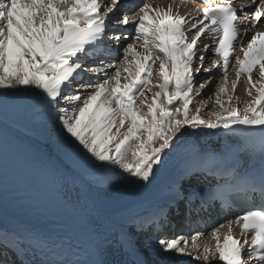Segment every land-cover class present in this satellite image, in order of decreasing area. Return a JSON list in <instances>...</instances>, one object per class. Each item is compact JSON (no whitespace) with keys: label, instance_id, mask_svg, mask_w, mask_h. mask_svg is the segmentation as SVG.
I'll list each match as a JSON object with an SVG mask.
<instances>
[{"label":"snow or ice","instance_id":"1","mask_svg":"<svg viewBox=\"0 0 264 264\" xmlns=\"http://www.w3.org/2000/svg\"><path fill=\"white\" fill-rule=\"evenodd\" d=\"M203 2L202 8L196 6L183 15V0L180 4L172 0L167 7L141 0L131 13L124 0L0 2V89L39 90V107L59 123L68 134L66 139L100 162L98 182L111 183L106 173L115 166L139 182L151 183L164 166L163 157L188 130L234 132L239 129L233 126H243L248 135L257 134L258 129L260 137L258 182L242 166L239 147L203 144L173 181L165 203L150 213L127 214L95 203L81 204L87 197L73 191L72 177L57 173L58 195L80 207L99 240L90 260L61 259L47 264H183L187 257L199 264H264V204L219 224L207 237L200 231L173 237L166 233L173 220L191 221L194 215L208 212L217 199L229 210L235 208L234 193L259 191L264 199V29L257 28L264 17V0ZM252 5H256L255 11L248 19L245 9ZM249 32L251 38L245 46L243 37ZM205 35L214 43L216 57L207 67L203 53L210 46L203 44ZM237 42L242 56L236 54ZM121 47L122 55L117 51ZM100 55L112 57V62L85 67L86 61ZM197 59L200 63L194 66ZM157 63L158 69L154 68ZM229 67L235 73L231 82ZM215 69L222 70L223 80L209 113L214 119H206L201 114L206 103L194 109L190 105L211 81L197 88L195 77ZM154 71L161 78L155 85ZM87 73L96 78L85 80ZM241 77L248 100L234 96ZM153 88L158 90L153 92ZM146 92H152L151 102ZM145 103L147 110L140 107ZM212 178H217L215 186ZM117 212L122 222L114 234L117 247L113 248L111 234L102 233L104 223ZM141 235L148 240L144 247L157 259L143 258ZM27 239H36L42 251L58 246L27 232L13 236L18 254H27L23 246ZM117 254L133 259L108 258ZM0 264L17 261L4 251Z\"/></svg>","mask_w":264,"mask_h":264},{"label":"bare ground","instance_id":"2","mask_svg":"<svg viewBox=\"0 0 264 264\" xmlns=\"http://www.w3.org/2000/svg\"><path fill=\"white\" fill-rule=\"evenodd\" d=\"M128 1L131 2L132 0H128ZM0 2H4V0H0ZM149 2L152 3L153 6L160 5L161 7H167L170 3H172V0H149ZM180 3H181V0H176V4H180ZM183 4L186 5V7H180V13L182 15L185 13H188V12H192L196 6L200 7V5L194 4V3L190 2L189 0H183ZM243 27H244V25L241 26L242 29H243ZM263 27H264V23H261L259 26H257L258 29H263ZM193 34H194V32H193ZM251 34H252V32H249L247 36L243 37V43L245 46H246L247 40L251 38ZM237 46L240 49V43L239 42H237ZM209 49H210L212 57L216 58L213 55L212 46L209 47ZM239 53H240V51H239ZM242 55L243 54L241 53V56ZM232 60L234 62V57L232 58ZM154 68L158 69V63L156 65H154ZM153 76H155V81L157 83H159L161 81V78L159 77L157 72H155V74ZM233 79H235V73H234V70L232 69V71L229 72V82H231V80H233ZM253 79H256L255 74L253 76ZM229 87H230V83H229ZM238 87H239L238 88L239 91H237L238 94L242 97V99L244 98L245 100H248L249 97L245 93L244 77H241L240 81L238 82ZM157 90H158L157 88H153V92L157 91ZM5 91H7V90L0 89V103L4 102V101H2L3 100L2 98L6 97V96L8 97V98L6 97L7 102L9 101V99L13 100V101H15V100L18 101V98H15L16 95L13 92L12 93L15 96H12L11 93H9V92H8L9 94L6 95ZM148 93L150 94V96L147 97V101L151 102L152 92L151 93L148 92ZM31 98L27 102H21V103L17 102L18 103L17 108L21 112L20 115L24 114V112L27 109H29L33 104H35L38 101L37 98H34V99L33 98L31 99ZM140 107L143 110H147V103L140 105ZM192 109H194V107ZM233 128H236L239 130L234 131V132L233 131H227L224 129L212 130V129H206V128H200L197 130H188V133H186L180 140L175 142L174 146L169 151L168 155L163 157L164 166L163 167L157 166V167H159L158 174L156 175L155 179L152 180L151 183L139 182L136 178H134V180L132 182L128 183L127 185L124 184L125 186L120 188L121 189L120 191H118L119 190L118 189L117 190L118 192H116L113 195V197L111 196L110 201L107 199L108 202H105L103 204H102L103 199H102V201H99V199H100L99 195H98L99 182L91 181L90 183L92 184V186L90 187L86 183H82L85 181L80 179L84 176V174L87 173V172L84 173L85 172L84 169H86L85 167H87V166L88 167H96V166L100 167V162H96L92 158H88L87 160H85V163H84L85 166L80 167L81 166L80 161L83 159V157H85L87 155V153L81 152V151L78 152L77 149L74 148V147H77L76 144L70 146V144L68 142L69 139H66V137L68 136V134L66 132H65V138H62L61 135L58 134L60 132V129H59V132H57L53 137H51V139L53 140L54 144L56 145L54 148L57 149V153H59L60 158H62L58 162L63 163V164H64V162L69 163L70 164L69 166H71V164H73V163L76 164V165H74V167L78 169L77 171L79 172V175L82 177H77L75 175H74V177L72 176V179L75 181V184H72V185L77 189V191L79 193H82L84 196L87 197L88 202L89 201L91 203L96 202L95 204H97V205H101V206H104V207L110 208V209L115 208V209H118L120 212H124V213L128 212V214H131V212H130L131 208H136V207L141 208L140 210L142 213H150V212L154 211L155 209H157L158 206L161 204V202H164L165 195L168 194L169 188L172 185L173 181L177 178V175L180 173L181 169L185 166V164L189 160L190 156L198 149V146L195 145V142H197L198 145L207 144L209 147H212V146L214 147L217 145H229V144H231L233 146H237L236 143H232L234 136H238V137L243 138V139H258V140H260V137L258 135V129L256 130L257 134L248 135V134H246L247 130H245L243 128V126H233ZM44 129H45V127H44ZM0 132L4 133L5 135L11 136L12 138H15L21 144H24L27 146L29 144V143L26 144L22 140H19V138L14 136V134L11 135L9 132H7V130L0 128ZM46 133L47 132H45V133L42 132L41 134H39L37 136V139L41 138V139H38V143L40 141H41V143H43L42 140H43V137H46ZM30 145H33V146L32 147L28 146V147L31 150L35 151L36 153H39L40 155H44V152L46 153V151H42L43 146L41 148L40 146L36 145V143L35 144L30 143ZM39 145H40V143H39ZM79 150H82V149L79 148ZM46 157L49 158L48 155H46ZM47 160H45V161L47 162ZM49 165L53 169L58 171L59 173L64 174L66 177L68 176L65 174L64 169H60V168L53 166L51 164H49ZM66 168H68V167H66ZM80 168H81V170H80ZM98 171L99 170H97V172ZM89 172H90V169H89ZM95 174H96V172H95ZM131 179H132V177H131ZM90 183H88V184H90ZM90 197L93 198L94 200H91ZM116 215H119V213L118 212L113 213L112 216L110 217V219L108 220V223L112 227L119 228L122 221H121V218H119L120 216H116ZM219 217H221V216H219ZM213 220H214V218H213ZM225 231H226V229L222 230L221 240L223 239V233ZM236 232L238 234L239 230L236 229ZM207 236H205V237H207ZM141 247H143V246H141ZM142 252H143V250H142ZM186 260H187V258H186ZM183 264H186L185 258L183 260ZM214 264H216V262H214Z\"/></svg>","mask_w":264,"mask_h":264},{"label":"rangeland","instance_id":"3","mask_svg":"<svg viewBox=\"0 0 264 264\" xmlns=\"http://www.w3.org/2000/svg\"><path fill=\"white\" fill-rule=\"evenodd\" d=\"M119 30H122V29H119ZM129 31H131V28L129 27ZM111 35V34H110ZM127 42H131V40H129V41H127ZM200 48V50H201V52H203V46H200L199 47ZM117 51L118 52H120L121 53V55H122V47L120 48V49H117ZM210 51V50H209ZM209 51H207V52H205V53H203L204 54V56H205V60H204V67H207L210 63H211V61L213 60V59H211L210 58V56H209ZM236 54H240L239 53V50L237 51V53ZM210 55H211V52H210ZM112 57H106V56H104V55H100L99 57H97V58H93V59H90V64L88 65V67L87 68H90V67H92V66H96V65H98L101 61L103 62V64H108V63H111L112 62ZM89 62V61H88ZM232 67H229V69H228V73L230 72V71H232ZM110 72L112 71V70H109ZM200 73H202V76H201V78H200ZM199 73V75H197L196 77H198L197 78V80H199V82L196 84V87L197 88H199V85L201 84V83H203V82H205V81H211L208 85H207V87L206 88H204V92L203 91H201L200 93H202V94H200V95H198L194 100H193V102H192V104L190 105V107H197V106H199V105H202V104H205L206 103V106L205 107H203V109H202V116L204 117V118H211V119H214L213 117H210L209 116V113L211 112V111H213L214 109H213V104H214V100H215V96H214V93L216 92V90H217V87H218V85L222 82V80H223V72H222V70H220V69H215V70H213L212 72H210V73H205V72H203V71H201ZM155 74V71H154V73H153V75ZM89 77H91L92 79H95L96 77L95 76H93L91 73H87L86 75H84V79L85 80H87V79H89ZM195 77V78H196ZM79 79V78H78ZM152 80H153V85H155L157 82L155 81V76H153L152 77ZM123 82V81H122ZM239 87L237 86V88H236V92L234 93V96H239L240 98H241V100H245L244 98L242 99V97L238 94V92L237 91H239V89H238ZM2 90H4V89H2ZM200 90H202V89H200ZM38 91L39 90H32V91H28V90H23V91H19V92H17L16 90H7V91H5L6 92V95H8L9 93H11V95L12 96H15V98H18V101L17 100H15V101H13V100H10L9 99V101L7 102V98L6 97H4V98H2L3 100L2 101H4L3 103H0V127L2 128V129H4V130H7V131H9V132H11V133H13V134H15L16 135V137L17 138H19V140H22L23 142H25L26 144H28V146H33V145H30V143H32V142H34L35 141V138H28V133H27V130L28 129H33L35 132H36V134H41L42 132H47L46 133V137H43V140H42V142L43 143H41V141L39 142L40 143V145L39 144H37L36 143V145H38V146H40L41 148H42V146H43V148H42V151H46L47 153H48V157L49 158H51V159H49V158H47V159H49V162L50 163H54V164H58V165H60L62 168H64L65 170H67L71 175H75V176H77V177H82V176H80L79 175V172L77 171L78 169L77 168H75L74 167V165H76V164H71V166H69L70 164L69 163H65L64 162V164L63 163H60V162H58V161H60L62 158H60V155H59V153H57V149L56 148H54L56 145L54 144V142H53V140L51 139V137H53L57 132H59V129H60V132L58 133V134H60L61 135V137L62 138H65V132H63L62 133V131H61V126L59 125V123L57 122V121H54L51 117H49L40 107H39V105H38V103L36 102L35 104H33L34 106H32L31 108H29V109H27L25 112H24V114H21L20 115V110L17 108V102H19V103H21V102H27L28 100H30V98L32 97L33 99L34 98H37V100H38ZM4 92V91H3ZM9 92V93H8ZM15 94H13V93ZM151 93V92H150ZM23 94V95H22ZM146 99H147V97H149L150 96V94L148 93V92H146ZM212 98L211 100L209 99V98ZM14 98V97H13ZM31 98V99H32ZM11 102V103H10ZM225 103H227V100H226V98H225ZM233 103H235V100H233ZM5 104V105H4ZM7 104V105H6ZM241 107H242V105H241ZM37 108V109H36ZM19 114V115H18ZM43 114V115H42ZM13 116V117H12ZM16 116V117H15ZM24 116V117H23ZM18 117V118H17ZM50 125V126H49ZM49 126V127H48ZM44 127H45V129H44ZM48 128V129H47ZM25 134V135H24ZM14 135V136H15ZM37 135V136H38ZM22 137V138H21ZM26 137V138H25ZM25 138V139H24ZM47 138V139H46ZM49 138V139H48ZM38 139H41V138H38ZM38 139H37V137H36V140H37V142H38ZM69 144H70V146H72V145H74V143L73 142H71V139L69 138ZM32 144H35V143H32ZM76 146L78 147H74L75 149H77V151L78 152H84L83 150H79V148H80V146L79 145H77L76 144ZM46 147V148H45ZM44 149V150H43ZM81 149V148H80ZM87 156V157H86ZM85 157H83V159L80 161L81 163H80V167H83V166H85V160H87L88 158H90V155L89 154H87ZM59 157V158H58ZM58 159V160H57ZM63 164V165H62ZM84 164V165H83ZM56 166V165H55ZM56 167H58V166H56ZM66 167H68V168H66ZM88 167V166H87ZM85 167L86 169H84L85 170V172L84 173H86V174H84V179H83V177L82 178H80V179H82L83 181H85V182H82V183H86L88 186H92V184L90 183L91 181H96L97 180V175H98V173H99V171H100V167L99 166H96V167ZM114 167V170L112 171L113 173H112V175H107L108 177H111L112 178V182L111 183H101L102 185H103V188H102V190H100L99 191V193H100V197H102L101 198V201H102V199H103V201L104 202H107L108 200H111V196H110V194L117 188V190L119 189V184L120 185H124V184H127V183H129L130 181H132V179H131V177H129L128 176V174H126V173H123L122 172V170H120L119 168H117V167H115V166H113ZM59 168V167H58ZM99 170L98 172H97V170ZM61 169V168H60ZM88 169V170H87ZM89 169H90V172L92 173H90L89 172ZM92 169V170H91ZM80 170H81V168H80ZM79 170V171H80ZM95 170V171H94ZM71 171V172H70ZM78 172V173H77ZM95 172H96V174H95ZM73 173V174H72ZM89 174V175H88ZM119 176V177H118ZM121 176V177H120ZM128 176V177H127ZM125 177H127L126 179H124V180H122L123 178H125ZM81 180V181H82ZM98 181V180H97ZM88 183H90V184H88ZM85 184V185H86ZM117 185L116 186V188L115 189H110L111 187H112V185ZM84 185V184H83ZM113 185V186H114ZM109 190H111L112 192H110V194H108V192H109ZM116 190V191H117ZM116 193V192H115ZM90 199L91 200H94L93 198H91L90 197ZM108 199V200H107ZM137 208V207H136ZM141 208H139V210H140ZM136 210H138V209H136ZM133 211L134 210H131L130 209V212L131 213H133ZM140 212H141V210H140ZM137 213H139V212H137ZM142 213V212H141ZM127 214H128V212H127ZM120 216V215H119ZM119 218H121V217H119ZM223 222H220V223H217V224H215L214 226H212V227H207L206 228V225H202L203 227H205V228H201L202 230L200 231V232H203L204 234H205V236H207L211 231H212V229L214 228V227H217L219 224H222ZM182 228H187V227H185L184 225H182ZM191 229V228H190ZM192 230V229H191ZM196 231H198V230H195L194 232H196ZM194 232H192V233H194ZM191 234V233H190ZM190 234H186V235H190ZM179 235H185V234H183V233H179L178 234V236ZM148 243V242H147ZM146 244V243H145ZM144 244V245H145ZM142 245H143V243H142ZM141 245V246H142ZM142 251V250H141ZM144 251H146L147 252V256H148V259H149V261H151V260H155V259H157L158 257L157 256H155V255H153L152 254V252L151 251H149L147 248H145L144 247ZM143 251V252H144ZM142 252V253H143ZM145 253V252H144ZM147 258V257H146ZM192 259V258H191ZM185 261H187L186 260V258H185ZM191 261V260H190ZM192 262L193 263H196L195 262V260H193L192 259ZM187 263V262H186ZM198 264H199V262H198Z\"/></svg>","mask_w":264,"mask_h":264}]
</instances>
